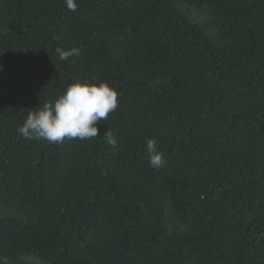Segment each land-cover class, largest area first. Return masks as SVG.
<instances>
[{
    "label": "trees",
    "instance_id": "16d2710c",
    "mask_svg": "<svg viewBox=\"0 0 264 264\" xmlns=\"http://www.w3.org/2000/svg\"><path fill=\"white\" fill-rule=\"evenodd\" d=\"M76 3L0 0V264H264V0ZM77 78L100 135H19Z\"/></svg>",
    "mask_w": 264,
    "mask_h": 264
},
{
    "label": "clouds",
    "instance_id": "9594fccd",
    "mask_svg": "<svg viewBox=\"0 0 264 264\" xmlns=\"http://www.w3.org/2000/svg\"><path fill=\"white\" fill-rule=\"evenodd\" d=\"M69 11H77L76 0H64ZM60 61L79 56L77 47L55 49ZM118 107V92L107 81L99 78L70 82L55 99L45 101L42 107L28 112L18 133L28 140L40 139L49 143H63L66 139L86 140L99 134L98 125L107 121ZM107 143L116 146L111 131L106 132ZM146 149L149 164L159 168L166 163L164 153L157 148L155 139H148Z\"/></svg>",
    "mask_w": 264,
    "mask_h": 264
},
{
    "label": "rangeland",
    "instance_id": "374dc122",
    "mask_svg": "<svg viewBox=\"0 0 264 264\" xmlns=\"http://www.w3.org/2000/svg\"><path fill=\"white\" fill-rule=\"evenodd\" d=\"M182 12H183V14L188 15L192 18L199 17V13H197L196 11H191L188 8H184Z\"/></svg>",
    "mask_w": 264,
    "mask_h": 264
}]
</instances>
